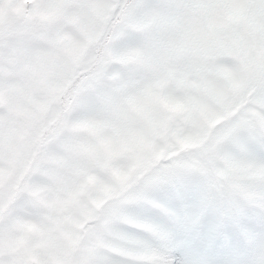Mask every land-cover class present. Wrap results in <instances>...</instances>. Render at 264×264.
I'll list each match as a JSON object with an SVG mask.
<instances>
[{"label": "snow or ice", "instance_id": "1", "mask_svg": "<svg viewBox=\"0 0 264 264\" xmlns=\"http://www.w3.org/2000/svg\"><path fill=\"white\" fill-rule=\"evenodd\" d=\"M0 264H264V0H0Z\"/></svg>", "mask_w": 264, "mask_h": 264}]
</instances>
